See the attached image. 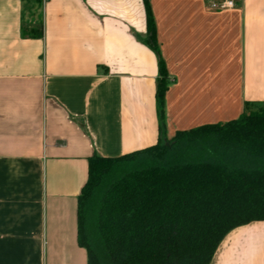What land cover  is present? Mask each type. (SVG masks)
Wrapping results in <instances>:
<instances>
[{"label": "crops", "instance_id": "1", "mask_svg": "<svg viewBox=\"0 0 264 264\" xmlns=\"http://www.w3.org/2000/svg\"><path fill=\"white\" fill-rule=\"evenodd\" d=\"M146 1L169 76L163 133ZM214 1L0 0V264H88L78 197L94 154L264 106V0ZM211 264H264V221Z\"/></svg>", "mask_w": 264, "mask_h": 264}, {"label": "trees", "instance_id": "2", "mask_svg": "<svg viewBox=\"0 0 264 264\" xmlns=\"http://www.w3.org/2000/svg\"><path fill=\"white\" fill-rule=\"evenodd\" d=\"M146 17L163 133L169 76L148 1ZM261 221L264 106L119 157L94 154L78 197L88 264H211L228 234Z\"/></svg>", "mask_w": 264, "mask_h": 264}, {"label": "built area", "instance_id": "3", "mask_svg": "<svg viewBox=\"0 0 264 264\" xmlns=\"http://www.w3.org/2000/svg\"><path fill=\"white\" fill-rule=\"evenodd\" d=\"M235 6V1L234 0H219V1H214L212 4V7L215 9H228V8H233Z\"/></svg>", "mask_w": 264, "mask_h": 264}, {"label": "water", "instance_id": "4", "mask_svg": "<svg viewBox=\"0 0 264 264\" xmlns=\"http://www.w3.org/2000/svg\"><path fill=\"white\" fill-rule=\"evenodd\" d=\"M166 145H169V143L167 142Z\"/></svg>", "mask_w": 264, "mask_h": 264}]
</instances>
